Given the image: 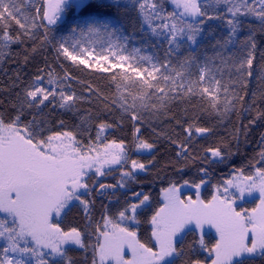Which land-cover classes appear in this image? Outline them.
Segmentation results:
<instances>
[{
  "label": "snow or ice",
  "instance_id": "1",
  "mask_svg": "<svg viewBox=\"0 0 264 264\" xmlns=\"http://www.w3.org/2000/svg\"><path fill=\"white\" fill-rule=\"evenodd\" d=\"M173 2L177 8L183 9L182 13L165 14L161 0H46V3L44 0H0V48H9L12 43L22 44L25 38L35 40L39 36L40 45L53 47L57 58L63 56L73 63L78 62L86 67L94 65L98 71L111 73L114 81L117 78L121 81L117 84V89L123 85L132 97L130 105L126 98L121 97V107L126 111L129 108L133 110L132 119L137 118V100L141 101L140 107L161 111L170 102L185 99L186 95L208 98L210 108L218 113L231 111L235 107L233 101L243 100V96L236 91V86H247L243 78L252 77L253 62L256 59L254 29L250 28L245 37L239 38L245 27L242 18L255 16L264 29V0H251V3L249 0ZM18 3L23 4L30 15H24ZM221 5H227L226 12L219 10L218 6ZM70 8L75 9L78 14L75 26L70 29L69 36L57 38L55 33L59 29V22ZM127 11H134L141 22L142 42L157 47L151 44L152 35L166 41L167 47L163 49L162 56H141L142 48L129 49L135 33L125 34L122 21L113 18L114 13L115 16L122 17ZM229 14L231 18H228ZM178 16L195 19L189 22L178 19ZM211 21L225 22L228 29L226 36L215 39L212 44V47L218 49L215 57L200 63L197 56L189 51L182 59L177 57L174 63L172 57L185 46V42L196 46L200 37L215 35L209 27ZM11 22L19 28L15 34L11 32ZM77 36L81 39H75ZM85 36L104 38L102 41L88 42H98L99 51L94 46H84ZM232 45L239 46L240 55L235 60L228 51ZM31 51L35 52L37 48L34 46ZM261 59H264V53H261ZM217 60L221 66L232 65L238 74L239 79L232 86L231 99L227 96L228 87L221 85L213 74V67H210ZM193 68H196L195 79H191L194 75L191 71ZM260 70L264 78V65L260 66ZM47 75V84H54L52 74ZM63 78L71 79L67 73ZM44 80V76L36 75L17 93L12 104L14 115L0 114V212L12 218L11 222L6 218L0 219V238L7 241V246L0 249L3 252L0 264H28L31 256L37 257L38 264H49L44 257L51 256L53 260L57 257L65 258V246L68 244L84 248L86 245L81 231L76 228L64 231L58 224L51 222L52 216L68 209L73 200L80 201L87 207L88 202L81 200L78 193L81 189L84 192L89 190L86 181L88 170L96 166L95 172L104 175L101 169L105 164H119L124 159L122 143L113 141L112 144H106L102 155L92 146L82 152L81 147L76 146L80 142L70 131L43 135L46 130L45 122L38 121L37 115L46 101L53 103L59 97V106L72 110L81 99L74 92L66 93L62 88L57 91L59 85L46 87ZM132 87L138 91L133 93L129 90ZM222 87L226 95L224 104L218 108V93ZM49 97H52L51 101ZM33 110L37 115H32ZM26 111L32 115V119L24 123L22 117ZM257 118H264V113ZM99 127L104 129L108 126L101 124ZM186 131L191 134L190 130ZM195 131L208 133L210 129L197 127ZM239 134L237 130V141ZM261 143L264 144V137L261 138ZM139 147L151 149L153 145L141 141ZM111 148L119 149V152H109L108 149ZM181 148L186 150L183 145ZM208 151L221 162L225 158V153L220 148ZM259 156L261 162H264V151ZM132 168L144 169L145 165L133 160ZM201 171L206 169L202 168ZM131 176V172L124 173V177ZM236 179L241 182L235 183ZM230 187L237 188L241 197L245 192L251 195L258 190L261 194L260 206L252 209V214L248 216L237 212L232 207L235 197L229 195ZM217 192H220L219 188ZM178 193L179 189L175 185L165 190L167 202L151 217L150 222L154 226L151 235L157 243L156 250L141 243L136 238L135 231L107 219V230L100 233L103 243H98L101 264L108 260L115 261V264H175L176 259L182 255L176 238L190 224L201 229L205 224L215 225L220 232L213 264H252L257 259L264 260V167L256 169L254 175H244L241 171L239 177L227 181L223 193L213 196L207 203L199 197L196 200L189 198L185 202ZM148 200L149 196L143 195L139 203L131 204L119 213L120 220H135L137 209ZM249 232L254 235L250 244L247 242ZM29 237L40 248H47L49 251L44 253L36 248L21 247L20 241ZM125 247L131 249V260L123 257ZM67 264H71V261ZM93 264H96L95 260Z\"/></svg>",
  "mask_w": 264,
  "mask_h": 264
},
{
  "label": "trees",
  "instance_id": "2",
  "mask_svg": "<svg viewBox=\"0 0 264 264\" xmlns=\"http://www.w3.org/2000/svg\"><path fill=\"white\" fill-rule=\"evenodd\" d=\"M44 2L46 3V0ZM161 2L165 7V14L174 12L170 0H161ZM249 2L251 3V0ZM18 6L24 15H30L23 4L18 3ZM218 8L226 12L227 5ZM77 18L76 10L68 9L63 20L59 22V29L55 33L57 38L69 36ZM113 18L122 21L125 34L135 33L129 49L142 48L141 56L163 55L167 43L162 38L151 36V44L157 47H151L140 40L141 22L134 11H127L122 17H117L114 13ZM228 18H231L230 14ZM178 19L181 18L178 16ZM242 19L245 27L240 32L239 38L245 37L250 28L254 29L257 43L256 59L253 62L252 77L243 78L247 86H236V91L243 96V100L233 101L235 107L227 113H218L211 109L208 98L186 95L183 100L170 102L166 109L161 110L163 114L161 111L140 107L141 101L137 100L135 109L137 118L132 119L133 110L129 108L126 111L121 107L122 96L129 105L132 103V97L123 85L117 89V84L121 81L119 78L114 81L111 73L98 71L94 65L86 67L79 65L78 62L73 63L63 56L57 58L53 47L40 45L39 36L35 40L25 38L22 44L12 43L9 48H0V53H3L0 55V114L14 115L12 104L16 100L17 93H20L25 84L32 81L36 75L44 76L43 83L46 87L59 85L57 91L62 88L66 93L74 92L81 99L72 110L61 108L59 97L53 103L46 101L38 115L33 110L32 115H37L38 121L45 122L46 130L43 135L70 131L80 142L79 145L88 146L97 141L101 133L99 126L105 124L108 127L106 131L103 129V141L122 143L130 161L135 160L145 165L142 172L133 173L130 161L127 160L121 166L107 170L100 179L90 175L87 182L89 190L81 194V199L88 202L87 207L82 203H73L64 211L59 221H54L64 231H70L72 228L80 230L86 246L84 248L67 246L66 257L49 259V264H67L69 260L71 264H93L94 260L98 264L96 234L103 218L106 216L117 218L125 208L138 203L143 195H148L149 200L137 210L133 228L136 229L139 241L156 250L150 221L156 211L164 205L162 200L164 189L185 182L198 184L205 181L203 198L209 200L213 197L214 187L223 184L233 172L242 171L244 175H251L256 169L264 167V162H261L259 156L260 152L264 151V144L261 143V138L264 137V118H257L264 113V95H262L264 78L260 70V66L264 65V59H261V53H264V29L255 16H246ZM209 27L215 33L214 36L200 37L196 46H190L185 42V46L172 57L173 62H176L177 57L182 59L189 51L197 56L200 63L206 62L207 58H214L218 49L212 47V44L215 39L226 36L228 29L222 21H211ZM18 31V26L11 22V32L15 34ZM145 31L150 32L148 29ZM75 39L81 38L77 36ZM103 39V37L85 36L84 46H94L99 51L98 42L91 44L88 42ZM34 46L37 51L32 52ZM228 51L233 55V60L240 55L238 45L230 46ZM89 63L91 64V61ZM210 67H213V74L220 80L221 85L228 87L227 96L231 99L232 86L239 79L235 69L232 65L221 66L218 60ZM41 69L43 71H39ZM191 71L194 73L191 79H195L196 68ZM48 73L52 74L55 81L52 85L47 84ZM65 73L69 74L71 79L65 80L63 78ZM129 90L133 93L138 91L135 87ZM218 95L219 108L224 104L226 95L223 87ZM49 100L51 101L52 97H49ZM32 115L26 111L22 117L23 122L27 123L31 120ZM253 120L255 123H250ZM197 127L208 128L210 132L198 133L195 131ZM186 129L190 130V135ZM237 130L240 133L238 141ZM137 141L152 144L151 152H137L135 145ZM181 145L186 150H182ZM216 148H220L222 153H225L222 162L213 158L208 151ZM202 168L206 171H201ZM126 172H131L132 176L124 177ZM100 185L105 187L101 188ZM137 193L140 195L137 196ZM256 202L257 199H253L246 204L252 206ZM217 241V237L212 232L201 236L193 228L186 229L177 241V247L182 251V255L176 259L175 264H210ZM3 248L0 245V249ZM2 254L3 252L0 251V257ZM252 264H264V260L257 259Z\"/></svg>",
  "mask_w": 264,
  "mask_h": 264
},
{
  "label": "rangeland",
  "instance_id": "3",
  "mask_svg": "<svg viewBox=\"0 0 264 264\" xmlns=\"http://www.w3.org/2000/svg\"><path fill=\"white\" fill-rule=\"evenodd\" d=\"M170 1L172 3L173 8H174V12H177V13H182L183 12V9L182 8H177V6L173 2V0H170ZM63 18H64V15L62 16L61 21L63 20ZM180 18H182L184 20H193V19H195V18L187 17V16L180 17ZM106 129H107V127L104 128V131H106ZM100 132L101 133H99V137H98V139H97V141L95 143H92V144H90L88 146H81V145H76V146L81 147V151L82 152L83 151H87L88 147L89 146H92V147H95L97 149V151H99L103 155L104 152H105V147L104 146L106 144H112L113 141L104 142L103 141V129H100ZM140 142L141 141H139V142L137 141L136 144H135L136 145L137 152H145V153L151 152L152 148L151 149H143V148H140L139 147ZM116 143L117 144H120V142H116ZM108 151L109 152H119V149L111 148V149H108ZM92 154L94 155L95 153H92ZM123 155H124V159H122L119 164H105L103 166V168L101 169V171H103L105 173L107 170H109L111 168H115V167L121 166V164H123V162L129 160L128 159V154H127V152L125 150V147H124V153H123ZM130 166H131V169H132V172L133 173H139V172H142L144 170V169H138V168L137 169H133L132 168V160L130 161ZM95 167L96 166H94L91 170H88V176L86 177L87 182H88V178L90 179V177H91L90 175L91 174L94 175L98 179H100V178L103 177V175H99L98 173L95 172ZM255 171L251 175H254L255 174ZM239 176H240V172L239 171L233 172L231 174V176L227 180H225L223 182V184L214 187V194H213V196H217V195H220L221 193H223V188L226 185L227 181L228 180H232V179H234L236 177H239ZM240 182L241 181L239 179H236L235 180V183H240ZM205 184H206V182L203 181V182L198 183V184L183 183V184L175 185V187L177 189H179V193L178 194H179L180 198L182 200H184L185 202H188L189 198L191 200H196L197 197H199L200 200H202L205 203H207V202L211 201L212 198L209 199V200H205L203 198V189L205 187ZM195 185H199V187H195ZM218 188L220 189V192H217V189ZM167 189L168 188H166V189H164L162 191V200L164 202V205L167 202L166 201V194H165V190H167ZM83 193H84V190L81 189L80 190V193H78V194L81 195ZM229 195H233L235 197V201L232 204V207L237 212H240L244 216L251 215L252 214V209L258 208L260 206L261 194H260V192L258 190L253 191V193L251 195H249L247 192H245V194L241 197L240 194H239V190L237 188L230 187L229 188ZM253 199H257V202L254 205H252V206H248L246 203L247 202H251ZM76 202L81 203L80 201L73 200L70 203V205L73 204V203H76ZM146 204H147V202H145L144 205H146ZM144 205H142L141 207H143ZM63 213L64 212H62L59 215L53 214L52 219H51V222L55 224L54 221H59ZM5 218L8 219L9 222H11V220H12V218L10 216H8L6 213L0 212V219H5ZM109 218L110 217H108V216L104 217L101 225L99 226V228L97 230L96 237H97V242L98 243H103V237L100 236V233L107 230V228H105V221L107 219H109ZM110 219H112V218H110ZM112 220L114 222L120 223L121 227H127L130 231H135L136 232V229L133 228V226H135L136 220H125V221H121L120 218H119V216L117 218H115V219H112ZM189 228L195 229L201 236H203L207 232H212L217 237V239H218L217 243L220 242V232L218 231V229H217V227L215 225H210V224H205L203 226V229L195 226V224L188 225L187 227H185V229L181 233L178 234V236L176 238L177 241L181 238V236L183 235V233L185 232V230L186 229H189ZM153 229H154V226H153ZM136 238H137V233H136ZM253 238H254L253 233L249 232V234H248V241L247 242L250 244ZM153 240H154V243L156 244V247H157V243H156L154 237H153ZM20 244H21V247L36 248L37 251H39V252L47 253L49 251L47 248H40L38 245H36L35 241H33L30 237L29 238H26L25 240H21L20 241ZM0 245H2L3 247H6L7 246V241L5 239H3V238H0ZM67 246L80 247V246L74 245V244H68L65 247H67ZM212 254H213V259H212V261H211L210 264H213V261L216 259V249H215V247L213 249ZM98 255H99V248H98ZM2 256H3V254H2ZM123 257H124L125 260H131L133 258L131 249L125 247L124 248V251H123ZM44 259H47V260L51 259V260H53V258L51 256H45ZM56 259H59V257H57ZM28 264H38L37 257L31 256L29 258ZM104 264H115V261L108 260V261H105ZM199 264H203V263H199Z\"/></svg>",
  "mask_w": 264,
  "mask_h": 264
},
{
  "label": "crops",
  "instance_id": "4",
  "mask_svg": "<svg viewBox=\"0 0 264 264\" xmlns=\"http://www.w3.org/2000/svg\"><path fill=\"white\" fill-rule=\"evenodd\" d=\"M98 258H99V255H98ZM98 264H101L100 260L98 259Z\"/></svg>",
  "mask_w": 264,
  "mask_h": 264
}]
</instances>
